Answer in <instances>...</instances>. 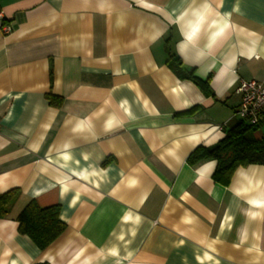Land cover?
<instances>
[{
	"label": "crops",
	"instance_id": "obj_1",
	"mask_svg": "<svg viewBox=\"0 0 264 264\" xmlns=\"http://www.w3.org/2000/svg\"><path fill=\"white\" fill-rule=\"evenodd\" d=\"M240 80L264 81V0H0V264H264V166L187 162ZM31 199L66 226L44 250L18 232Z\"/></svg>",
	"mask_w": 264,
	"mask_h": 264
},
{
	"label": "trees",
	"instance_id": "obj_2",
	"mask_svg": "<svg viewBox=\"0 0 264 264\" xmlns=\"http://www.w3.org/2000/svg\"><path fill=\"white\" fill-rule=\"evenodd\" d=\"M168 67L180 80H188L197 86L205 95H210L208 80H201L181 69L182 63L169 53ZM50 104H58L59 99L47 95ZM257 127L237 121L225 130L224 137L216 144L195 148L187 157V162L194 165L203 160H213L216 163L213 180L227 184L234 170L250 165L264 166V138H255ZM17 189L0 194V219H5L19 197ZM58 205L39 207L34 200H29L16 217L18 232L26 235L39 250L46 249L60 236L66 226L59 219Z\"/></svg>",
	"mask_w": 264,
	"mask_h": 264
},
{
	"label": "built area",
	"instance_id": "obj_3",
	"mask_svg": "<svg viewBox=\"0 0 264 264\" xmlns=\"http://www.w3.org/2000/svg\"><path fill=\"white\" fill-rule=\"evenodd\" d=\"M4 33L10 32L8 26L3 27ZM240 97L239 104L234 112L238 121L257 127L264 121V81L240 80L236 88ZM222 130V127H218Z\"/></svg>",
	"mask_w": 264,
	"mask_h": 264
}]
</instances>
